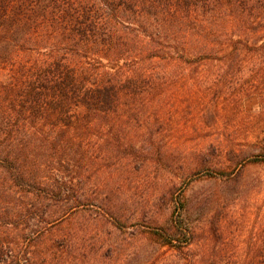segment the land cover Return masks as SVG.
<instances>
[{
    "label": "trees",
    "instance_id": "16d2710c",
    "mask_svg": "<svg viewBox=\"0 0 264 264\" xmlns=\"http://www.w3.org/2000/svg\"><path fill=\"white\" fill-rule=\"evenodd\" d=\"M255 75L264 0H0V264H123L121 245L101 235L104 221L129 228L113 199L123 185L96 197L93 175L129 161L123 180L134 182L156 160H183L233 178L212 159L242 147L210 109L229 117L222 109L242 95L264 94ZM179 117L196 119L209 146L173 155L168 122ZM183 208L179 199L166 225H130L168 248L145 250L147 264L168 252L174 264H223L222 246L192 251Z\"/></svg>",
    "mask_w": 264,
    "mask_h": 264
},
{
    "label": "rangeland",
    "instance_id": "374dc122",
    "mask_svg": "<svg viewBox=\"0 0 264 264\" xmlns=\"http://www.w3.org/2000/svg\"><path fill=\"white\" fill-rule=\"evenodd\" d=\"M246 78L249 75L244 76L242 82H246ZM253 80L264 83V76L255 75ZM222 110L231 115L222 118L218 111L210 109L217 115L218 127L226 130V139L237 140L242 149L239 153H219L212 161L213 166L219 168H236L233 178L210 175L207 171L195 174L198 167L183 160H177L173 165L167 163V166L156 160L135 175L134 182L123 180L129 161L115 163L110 169L93 175L87 185L90 195L104 198V185H123L121 193H116L113 199L117 201L119 218L129 224V228L120 231L108 221L101 227L102 236L110 233L112 241L121 245L123 264H130L133 252L137 259L131 264H147V259L142 256L145 250L153 249L156 254L167 251V247H161L148 234L138 232L130 225L152 221L166 225L179 199L183 201L186 223L196 233L192 247L195 254L222 246L228 257L223 264H261L264 258V94L258 91L254 95H242L233 108ZM195 123L196 119L186 117L168 122L179 131L170 141L173 155L178 152L177 148L197 150L201 149L199 144L209 146L210 141L203 143L195 138ZM250 143L254 148H250ZM252 155L260 156L259 161L249 162ZM214 233L222 235L221 243H214ZM171 254L162 256L159 264L177 262Z\"/></svg>",
    "mask_w": 264,
    "mask_h": 264
}]
</instances>
